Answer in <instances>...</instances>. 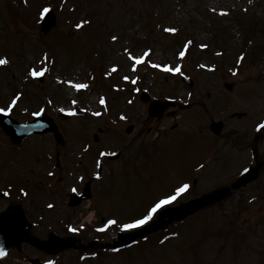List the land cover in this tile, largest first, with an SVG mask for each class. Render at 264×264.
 <instances>
[{"label":"rangeland","instance_id":"rangeland-1","mask_svg":"<svg viewBox=\"0 0 264 264\" xmlns=\"http://www.w3.org/2000/svg\"><path fill=\"white\" fill-rule=\"evenodd\" d=\"M44 1L52 4L49 0ZM52 1L58 3L54 7L55 13H58L57 23L48 34L43 35L39 26L40 19L36 14L41 0H28L31 3L28 8L22 5L16 7L19 0H0V54L10 53L11 62L0 70V108H8L6 102H11L14 91L22 90L25 92L24 96L10 111L13 117L19 120L29 118L37 107L56 116L53 105L65 104L69 92L53 76L65 78L78 74L89 80L88 71L91 77L94 74L91 87L97 93L106 95L109 109L105 108L102 115L95 119L85 114L80 115L82 118L70 119V123H62L63 132L65 130L70 136L67 139L71 140L70 145H78L72 156L77 159L81 153L79 160L83 165L93 153L81 148L82 142L89 135L91 137L93 134L97 140L103 138L101 145L123 150L121 158L106 162L109 170L106 172L107 176L97 182L100 188L94 186L95 191L101 192V196L97 195L98 199L93 201L94 211L111 213L117 218L129 220L140 213L139 210L147 201L161 196L158 191L163 187L198 179L199 184L208 183L211 176H203V173L213 170L212 166L219 165L220 161L221 171L219 174V169L216 170L219 175L214 181L216 183L222 178L226 180L227 174L246 163L248 154L252 151L246 147L249 148L252 144H255L253 149L256 150L257 158H263L264 131L256 140H252L254 131L252 133L251 128L255 126L256 132L257 124L264 122V115L261 116L264 113V61L260 59V54L264 53V0ZM72 7L75 10L70 13ZM222 9H229L227 15H221ZM84 17L89 18L91 23L74 30L71 22ZM169 27L177 28L178 32H166L164 29ZM249 27H252L251 31L248 30ZM112 35H117L118 41H111ZM188 35L194 43L202 42L208 47L201 53L196 52L193 46L188 56L176 62L174 54L179 47L176 42L179 44ZM247 39L254 56L247 47L239 46ZM130 45L134 55H141L144 47H151L152 52L147 59L152 62L170 61L172 66L180 64L183 74L192 78V86L181 81V74L151 69L147 61L138 65L137 71L133 73L130 70L132 61L128 64L129 59L125 61L123 52V48ZM221 49L222 53H219ZM44 50L53 52L50 61L54 62V67L50 75L45 74L43 80L39 81L38 77H31L24 71L29 65L30 70H40L37 62ZM212 51L215 54L211 55ZM237 52L247 53L240 67L235 62ZM197 61L199 64L193 66ZM117 64L121 66L115 77L100 80V73L109 72ZM123 75L139 77L137 85L140 88L137 94L135 90L127 91L124 87L125 90L121 91L116 86L114 82L118 76ZM27 76L32 80L28 78L26 81ZM96 81L100 86H105L94 88ZM108 83L112 84L111 91L107 87ZM12 84L14 85L10 87ZM226 84L231 87L226 88ZM143 88L160 98L173 95L176 100L180 99L181 104L188 105H167L164 111L166 116L161 119L151 118L147 113V103L139 98V92ZM90 95L92 97L95 94L87 91L84 103ZM45 96L51 103L45 100ZM93 101L94 98H90L89 102ZM119 112L127 120L116 115L112 121L110 115L114 116ZM211 119L225 122L223 134L219 138L214 137L208 128ZM128 125L133 127L131 133L126 132ZM36 140L38 142L29 141L27 147L30 145V148L40 150L48 142L42 140V137ZM214 142L219 146L218 150ZM138 144L141 146L135 148ZM58 147L54 144L47 150L44 155L46 165L55 163L54 152L58 151ZM90 147L97 148L94 144ZM8 148L12 147L0 135V150H3L5 156ZM124 149L127 154L133 150L129 157H125ZM41 153H35L34 157L39 158ZM240 153L247 158L243 157V160L237 157ZM67 154L70 155V151ZM211 157L216 158L210 162ZM4 158L1 157L0 161ZM17 159L11 152L7 162L1 165H15ZM29 162V156H25L22 169H28L26 165L35 169L34 165H38L36 161ZM91 162L93 163L92 159ZM0 171V180L8 181L16 188L22 186L30 191L34 190L29 178L14 175L16 172L3 176L6 172L4 167H0ZM56 174L67 179V175L59 170L52 177L57 184L59 178ZM250 195L256 199L248 202L246 199ZM223 202L226 205L213 204L202 209L197 214L200 217L193 221L197 224L195 229L182 231L179 237L171 238L166 247L147 245L143 248L148 252L139 251L135 255L121 256L122 260L129 257L122 264H184L185 259H188V264H264V168L253 184L239 188ZM70 211L73 216L82 213L81 207ZM88 215L93 216L92 212ZM103 218L101 216L100 219L99 216L97 219ZM218 224L221 227L230 226L233 231L226 236L216 237L218 240H208L206 249H180L179 245L183 242L191 244L195 231L197 233L199 229ZM214 229L216 228L211 227L208 238L215 237L217 232ZM204 241L199 244H204ZM221 241L224 247L219 248ZM200 248L202 251L198 250ZM12 261L7 259L0 264H14Z\"/></svg>","mask_w":264,"mask_h":264},{"label":"snow or ice","instance_id":"snow-or-ice-1","mask_svg":"<svg viewBox=\"0 0 264 264\" xmlns=\"http://www.w3.org/2000/svg\"><path fill=\"white\" fill-rule=\"evenodd\" d=\"M25 3L28 2V0H24ZM251 2V0H250ZM63 5H61L62 7ZM52 9V5L51 4H45L42 6L41 10L39 11L38 13V18L39 19H44L51 11ZM213 11H215V9H213ZM221 15H227V11L222 9L221 10ZM91 21H88V20H80L78 23H76L75 25V28L76 29H82L86 24H90ZM166 32L168 33H176L178 32V29L175 28V27H169V28H166L164 29ZM111 41L113 42H116L118 41L119 37L117 35H112L110 37ZM193 43L192 40H188L184 45H183V50H180L178 55L180 58H184L186 53H187V50L189 49V46ZM201 48H207L208 45L206 44H201L200 45ZM126 54H127V57L132 61L131 63V71L133 73H135L137 71V66L144 63L147 58L149 57V55L151 54L152 52V49H147L143 52L142 55H134L132 53V51L129 50V48L125 47L124 50H123ZM219 54V53H218ZM241 60L243 59V55H241ZM50 60V57L48 55V53H44L43 54V61L44 62H48ZM147 63H149L153 68H156V69H162L163 71L165 72H168V73H178V74H181L183 75V72H182V67L180 64H176L175 66H172L171 64H160V63H153L151 60H147ZM9 64V60L7 59V57H4V58H0V66H3V65H8ZM207 65H200V67H206ZM50 69L47 67V64L44 63L43 66L40 68L39 71H37L35 68H32L28 75H30L31 77H42L44 76ZM118 70V66L117 65H113L111 70L109 72H105L104 74L105 75H108L110 76L112 73L116 72ZM27 79V77H26ZM122 79L124 81H130L133 85H135L137 83V81L139 80V77L138 76H135V77H132L130 75H124L122 77ZM57 80L60 81V77H57ZM61 83H63V81H60ZM67 83L69 85H73V87L77 90H80V89H88L90 87V85L88 83H75L73 84V81L72 80H68ZM137 91H139V89H136ZM21 96H22V93H18L16 94L12 100H11V103L9 105L8 108H0V113L2 112H10L12 110V107H14L17 102L21 99ZM49 103H51V101H49ZM71 103L73 105H76L78 103L77 100L73 99L71 101ZM129 103H131V101H129ZM99 104L104 106L105 108H107V100L104 96H101L99 97ZM44 110L41 109L40 111L34 113V115L36 116H39L41 115V113L43 112ZM61 112H64L65 109L64 108H61L60 109ZM69 112V114L71 115H76L77 112H76V109L75 108H71V109H68L67 110ZM84 111H87V109H84ZM93 115L99 117L102 115L101 112H94ZM122 119H127V117H124L123 115L121 116ZM257 129L258 130H262L264 131V122L260 123V124H257ZM100 156H108V155H111V156H116V153L115 152H112V153H107V152H100L99 153ZM201 167H203V165H201ZM96 168L97 169H101L102 170V163L98 160L96 162ZM243 171L245 173H247L249 171L248 168H244ZM51 174V173H50ZM95 176L96 178L99 180L102 178V171H96L95 172ZM80 179H83V177H81ZM190 184L188 183H181L178 187H175V189L173 190V192L171 194H164L162 195L161 197H159L158 199H156L155 201H153L144 211V213H142L138 218H132L130 219L128 222H123V223H120L116 218H109L106 220L105 223H103L102 226L98 227L96 230L98 232H105L107 231L111 226H118L119 229L121 231H131V230H135V229H140L142 226L146 225L149 221H152L154 216L161 210L163 209L166 205H170L172 204L173 202H175L177 200L178 197H180L182 194L186 193L189 188H190ZM23 191V190H22ZM72 191H76L75 188L72 189ZM25 195H27V193H25ZM256 197L253 196L252 197V200H255ZM49 208L53 207V205L49 204L48 205ZM85 225H80L79 228H76V227H72L71 225L69 226V230L73 233H76V232H79L80 229L84 228ZM171 235L173 236H178L179 234L178 233H172ZM165 240L168 239V237H164ZM113 251H120V249H113ZM7 255V252L6 250L3 248V246H0V257H4ZM92 255H96L95 253H93ZM45 264H53L52 261H46Z\"/></svg>","mask_w":264,"mask_h":264},{"label":"water","instance_id":"water-1","mask_svg":"<svg viewBox=\"0 0 264 264\" xmlns=\"http://www.w3.org/2000/svg\"><path fill=\"white\" fill-rule=\"evenodd\" d=\"M51 24H47L45 25L46 29L49 28ZM41 119L42 121H44L45 125L41 128H36L33 129L32 126H35V123H37V121L29 123L27 125H18L16 123L12 124L13 127L8 128L5 124H4V128L11 134L12 138L14 141H18L19 139H21L24 135H26L27 133H30L32 131L34 132H44V131H48V130H52L55 132V136L58 139V134L56 133V128L55 125L51 122V120L45 116H39L37 117L36 120ZM16 128V129H15ZM18 128V129H17ZM13 208H11L6 214H3L0 217V246H3V248L5 249L7 247L8 244L10 243H14L17 242V240L19 239L21 233H22V226L18 225L17 222H15V219H13ZM12 227L11 229L15 230L14 234H10L8 233V229L7 227ZM164 224L163 223H156L154 227H150V228H146L145 230H141L137 233V235H143L145 233H147L149 230L151 229H157L160 227H163Z\"/></svg>","mask_w":264,"mask_h":264},{"label":"flooded vegetation","instance_id":"flooded-vegetation-1","mask_svg":"<svg viewBox=\"0 0 264 264\" xmlns=\"http://www.w3.org/2000/svg\"><path fill=\"white\" fill-rule=\"evenodd\" d=\"M30 215L31 216H33V213H30ZM29 216V215H28ZM57 227H58V230L60 231V232H62L63 233V235H67L68 233H67V229H66V227H65V223L64 222H60V223H58L57 224ZM44 230V229H43ZM65 232V233H64ZM41 239H46L45 237L43 238V237H41ZM26 246H28L29 248H31L28 244H22V247H21V249H20V251H22L24 248H26ZM29 248H27L26 249V251L25 252H20L19 253V255L17 254V253H15V251H11V249L9 248V251H11V254L13 255V256H21V257H24V255H26L27 253H29L30 254V252H31V250L29 249ZM32 249V248H31ZM32 251H33V249H32ZM39 255H41V253H39Z\"/></svg>","mask_w":264,"mask_h":264}]
</instances>
